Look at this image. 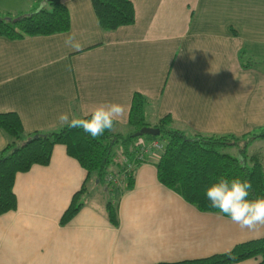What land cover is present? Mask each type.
Instances as JSON below:
<instances>
[{"label": "crops", "instance_id": "0c3cea01", "mask_svg": "<svg viewBox=\"0 0 264 264\" xmlns=\"http://www.w3.org/2000/svg\"><path fill=\"white\" fill-rule=\"evenodd\" d=\"M37 1L29 10L46 5ZM60 1L70 16L66 31L0 35V111L16 112L24 132L58 130L61 112L79 115L109 100L125 107L115 127H127L135 92L146 98L144 110L156 111L153 125L170 115L168 126L188 136H240L264 125V0H132L134 22L114 30L102 29L91 0ZM70 33L81 50L65 45ZM8 140L0 127V150ZM257 150L264 147L247 151ZM122 155L117 148L108 168L120 177L113 188L97 174L89 186L90 175L64 144L53 146L47 164L17 172L16 207L0 213V264L175 262L264 236V225L241 229L161 183L156 152L136 164L128 186L119 172ZM82 187L78 211L61 223ZM108 201L118 225L107 217Z\"/></svg>", "mask_w": 264, "mask_h": 264}, {"label": "trees", "instance_id": "16d2710c", "mask_svg": "<svg viewBox=\"0 0 264 264\" xmlns=\"http://www.w3.org/2000/svg\"><path fill=\"white\" fill-rule=\"evenodd\" d=\"M39 1H45L46 5L39 3L35 9L15 18L0 17V35L13 39L66 31L70 26L66 5L60 0ZM91 3L104 30H114L135 20L132 0H91ZM41 6L42 10L38 11ZM146 104V98L135 92L128 117L133 130L125 134L114 129L106 130L97 138H92L80 128L66 126L46 133H26L16 112L0 111V127L9 138L0 150V213L16 207L13 191L16 173L28 170L33 164H47L55 144H64L68 155L78 160L87 176L95 171L97 180L105 183L116 149L120 147L121 153L131 156L139 137L135 133L144 125H151L144 117ZM170 121V115H165L153 125L160 127L159 135L166 134L167 137L165 147L155 161L161 183L204 211L219 212L210 207L204 188L220 176L249 181L252 185L250 199L264 196V150L248 153L245 149L251 140L264 137V125L259 127L258 132L240 136L200 133L188 136L180 129L169 127ZM159 135L146 134V138L157 139ZM233 148H236V154L228 150ZM119 172L121 177L126 178L127 185H131L134 171L125 172L121 164ZM83 191L84 187L74 193L61 217V223H66L78 211ZM106 214L113 225H118L117 208L111 201L106 204ZM252 256H260L257 264H264V236L237 243L231 249L230 256L221 252L196 259L155 264H228Z\"/></svg>", "mask_w": 264, "mask_h": 264}, {"label": "clouds", "instance_id": "9594fccd", "mask_svg": "<svg viewBox=\"0 0 264 264\" xmlns=\"http://www.w3.org/2000/svg\"><path fill=\"white\" fill-rule=\"evenodd\" d=\"M39 10H42V6ZM66 46L73 50L82 49L75 33L67 34ZM125 117V107L119 102L109 100L93 104L83 109L79 115L61 112L57 120L62 126L80 128L92 138L102 136L106 130L112 131L114 124ZM252 185L240 178L217 177L204 188L210 207L228 216L241 229L254 230L264 225V196L249 198ZM230 249L224 254L230 256Z\"/></svg>", "mask_w": 264, "mask_h": 264}, {"label": "rangeland", "instance_id": "374dc122", "mask_svg": "<svg viewBox=\"0 0 264 264\" xmlns=\"http://www.w3.org/2000/svg\"><path fill=\"white\" fill-rule=\"evenodd\" d=\"M35 2V0H0V17L8 18V17H18L21 14L28 13L32 6V4ZM144 117L145 120L148 121L149 124H154V122L157 121V113L156 111H151L148 107L144 110ZM150 125V126H152ZM171 126V125H170ZM114 128H116L114 126ZM173 128V127H172ZM131 130L130 125L127 127H123L121 125H118L116 128V131H119L123 134L129 132ZM143 137H146V134L141 135ZM166 134H161L158 136L157 139L162 141L163 144L166 143ZM263 148L264 147V139H256L254 142H252L247 150L248 151H253L256 148ZM231 151V153L236 154L237 150L236 149H228ZM247 151V152H248ZM159 155L161 154V151H156ZM249 153V152H248ZM96 172L92 171L90 173V177L88 178V184L89 186H93V180L95 177ZM102 189V188H101Z\"/></svg>", "mask_w": 264, "mask_h": 264}, {"label": "built area", "instance_id": "2783aa9c", "mask_svg": "<svg viewBox=\"0 0 264 264\" xmlns=\"http://www.w3.org/2000/svg\"><path fill=\"white\" fill-rule=\"evenodd\" d=\"M135 144L136 149L131 156L126 154L122 155V164L124 165L125 172L134 171L137 163L145 161L149 155H152V153L156 151H162L165 147V144H163L159 139H147L143 136H139ZM105 183L108 187L113 188L120 183V177H118L115 173L108 172L105 177Z\"/></svg>", "mask_w": 264, "mask_h": 264}, {"label": "water", "instance_id": "95a60500", "mask_svg": "<svg viewBox=\"0 0 264 264\" xmlns=\"http://www.w3.org/2000/svg\"><path fill=\"white\" fill-rule=\"evenodd\" d=\"M161 132L160 127L157 126H150V125H144L141 127L136 133V136H141L143 134H151V135H159Z\"/></svg>", "mask_w": 264, "mask_h": 264}]
</instances>
